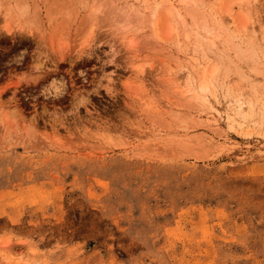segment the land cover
Wrapping results in <instances>:
<instances>
[{"label":"rangeland","instance_id":"rangeland-1","mask_svg":"<svg viewBox=\"0 0 264 264\" xmlns=\"http://www.w3.org/2000/svg\"><path fill=\"white\" fill-rule=\"evenodd\" d=\"M183 1L0 0V264H264V0Z\"/></svg>","mask_w":264,"mask_h":264},{"label":"bare ground","instance_id":"bare-ground-1","mask_svg":"<svg viewBox=\"0 0 264 264\" xmlns=\"http://www.w3.org/2000/svg\"><path fill=\"white\" fill-rule=\"evenodd\" d=\"M150 1H151V0H150ZM179 1H180V3H181V2H184L183 0H179ZM189 1H190L191 6H193V7L191 8V11H190V12L193 13V11L195 12V8H194V1H195V0H189ZM244 1H246L247 3L249 2V0H244ZM244 1H243V2H244ZM110 2H111V1H110ZM110 2H109V3H110ZM112 2H113V1H112ZM152 2H153V1H152ZM109 3L107 2L108 5H109ZM164 3H167L166 0H162V1H160V2H159V0H158V3H155V2H154L155 5L152 7V9H153V14L156 12V9H157L158 7H160V6H162V4H164ZM101 4H102V3H101ZM107 4L105 5L106 7H107ZM110 4H111V3H110ZM249 4H250V3H249ZM99 5H100V4H99ZM167 5L169 6V7H168V11H167L168 14L171 13V12H170V10H171V11H173V13H175L176 17H178V18L181 19V20L184 19V18L182 17V15L180 14L179 10L177 9V7H175V6L173 5L172 2L169 1V3H167ZM105 6H104V7H105ZM114 6H115V5H113V7H114ZM151 6H152V5H151ZM151 6H149V7L151 8ZM98 7H99V6H98ZM108 7H109V6H108ZM110 7H111V6H110ZM117 7H118V6H117ZM125 8H126V7H125ZM146 8H147V7H146ZM193 8H194V9H193ZM111 9L113 10L114 8L111 7ZM111 9H110V10H111ZM147 9H148V8H147ZM152 9H151V10H152ZM192 10H193V11H192ZM106 11L108 12V10H106ZM116 11H117V10H116ZM120 11H121V10H120ZM122 11H123V10H122ZM104 12H105V11H104ZM114 12H115V11H114ZM125 12H126V11H125ZM125 12H124V13H125ZM127 12H129V11H127ZM149 12H150V10H149ZM120 13H121V12H120ZM138 13H140V11H139ZM113 14H114V13H113ZM141 14H142V13H141ZM125 15L128 16V14H125ZM125 15H124V16H125ZM142 15H143V14H142ZM121 16H122V15H121ZM134 16H135V15H134ZM140 16H141V15H140ZM129 17H130V16H129ZM129 17H128V18H129ZM128 18H127L126 20H128ZM124 19H125V18H124ZM128 21H129V20H128ZM192 21H193V22H192ZM126 22H127V21H126ZM191 22H192V23L190 24V26L193 25V26H195V27H197V25H198V23H199L198 21H197L198 23L195 21V18H194V17L192 18ZM198 26H200V24H199ZM208 26H210V25H208ZM208 26H207V24H205V23L202 24V28H203L204 32H206V34H207V33L210 34V35H211L210 38H211V37H212V34H213V33H212V30H211L212 28L209 29L210 27L208 28ZM127 27H128V26H127ZM195 27H194V28H195ZM5 28L7 29V31L9 30V28H7V26H5ZM200 28H201V26H200ZM202 28H201V29H202ZM127 29H128V28H127ZM191 29H192V27H191ZM194 30H196V28H195ZM194 30H193V31H194ZM125 31H126V30H125ZM123 34H124V33H123ZM206 34H205V35H206ZM205 35H203V36L205 37ZM219 35H220V34H219ZM198 36H199V35H198ZM208 37H209V35H208ZM216 37L219 38L218 35H214V34H213V37H212V38H214L213 40H212V38H211V39H209V38L207 39V38H206L207 41L204 40V42H205L206 44L209 45L208 49L211 50L212 47H213V50L215 49V48H214V45H216V44H215L214 41H215V38H216ZM203 39H204V38H203ZM127 43L130 44V42H128V41H127ZM205 43H204V44H205ZM216 46H217V45H216ZM220 46H221V45H220ZM238 49H240V48H238ZM41 50H42V49H41ZM218 50H219V49H218ZM222 50H223V49H222ZM224 50H225V48H224ZM211 52H212V50H211ZM215 52H216V51H215ZM219 52H220V51H219ZM253 52H254V51H253ZM39 53H40V52H39ZM42 54H43V53H42ZM39 55H40V54H39ZM250 55H251V54H250ZM252 55H253V54H252ZM252 55H251V56H252ZM254 55H255V54H254ZM41 61H42L41 58H37V60L35 61V64H36V65L41 64V63H42ZM41 65H42V64H41ZM38 66H39V65H38ZM41 68H42V67H41ZM211 72H212V71H211ZM208 75H209V74H208ZM210 76H211V75H210ZM91 81H92V80H91ZM208 81H211V80L209 79V76L206 75V76H205V79H204V81H203V85H201L202 87H201V86H200L201 88L199 87L200 89L204 90L203 92H205V90L208 88V85H209V84H208ZM100 82H101V81H100ZM100 84H101V83H100ZM92 85H93V84H92ZM74 94H75V93H74ZM76 95H77V94H75V95L72 97L73 99H72V101H71L70 104H69V106H70L71 109H76V108L79 107V105H81L82 103L85 102V101H83V100H84V97H83L82 94H81L82 96H80V94H79V96H76ZM74 97H75V98H74ZM84 104H85V103H84ZM80 107H81V106H80ZM77 110H78V109H77ZM14 111H16L15 108H14ZM17 112H18V111H17ZM56 119H57V118H56Z\"/></svg>","mask_w":264,"mask_h":264}]
</instances>
